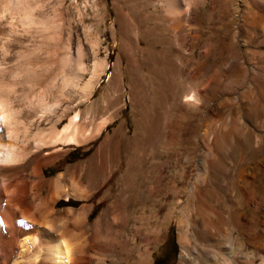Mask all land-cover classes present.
I'll return each instance as SVG.
<instances>
[{
  "label": "rangeland",
  "instance_id": "rangeland-1",
  "mask_svg": "<svg viewBox=\"0 0 264 264\" xmlns=\"http://www.w3.org/2000/svg\"><path fill=\"white\" fill-rule=\"evenodd\" d=\"M3 1L0 28L6 30L0 29V61L4 60L0 72L4 67L6 71L1 73H6H0V93L10 95L11 103L21 105L25 112L42 117L61 100L70 103L58 127L77 113V129L93 136L86 145L44 147V151L60 154L54 164L44 167L45 177L63 171L67 187L72 180L82 182L66 170L67 166L93 157L100 140L110 136L117 140L125 133L130 142L119 151L122 161L129 159L131 163L125 181L183 182L178 193L181 183L170 188L172 197L164 208L170 212L161 226L163 235L153 250L151 264L178 263V228L187 224L190 230L191 222L186 219L199 216L191 210L186 188L189 182H209L201 169L206 160L211 162L214 182L264 184V33L253 26L255 20L252 26L250 20L242 22L244 6L239 1L174 0L179 15L174 19L165 11V0ZM261 3L249 0L250 10L262 12ZM187 5L188 18L184 16ZM245 30L251 42L250 73L243 83L228 86L223 83L240 82L245 75L241 65L231 70L235 52L228 48L233 39L244 38ZM131 47L141 68L149 70L147 77L139 73L138 65L126 66V61H132ZM199 55H204L203 59H198ZM119 60L122 63L118 64ZM194 69H199L197 75L201 76L220 73L221 83L209 92L210 107L222 108L219 121L204 113V100L199 95L202 89L194 90V102L186 100L191 89L180 82ZM253 134L263 137L257 149L250 141ZM203 143L209 148L207 154ZM114 177L111 170L108 182ZM5 182L0 180V186ZM102 194L103 190L88 201L94 204L89 224L101 210L98 200ZM196 198L198 203V194ZM69 204L78 207L81 201L62 199L55 207ZM258 212L264 214V209ZM255 258V264L260 263L261 258ZM11 262L12 258L8 264Z\"/></svg>",
  "mask_w": 264,
  "mask_h": 264
},
{
  "label": "bare ground",
  "instance_id": "bare-ground-1",
  "mask_svg": "<svg viewBox=\"0 0 264 264\" xmlns=\"http://www.w3.org/2000/svg\"><path fill=\"white\" fill-rule=\"evenodd\" d=\"M169 1L165 0V11L170 18H177L175 1ZM237 1L244 6L239 15L242 22L250 20L252 26V20H255L253 26L261 34L264 33V0L258 5L262 12L251 11L249 0ZM4 9L7 10L6 7ZM188 10L187 5L184 9L187 18ZM228 48L235 52L231 58V70L241 65L245 75L240 82L228 80L223 84L236 87L250 73L249 31H244L242 40L233 39ZM135 52V48L131 47L132 61H126V66L138 65L139 73L147 77L149 70L141 68ZM203 57L199 55L198 59ZM186 59L196 61L194 57ZM3 61H0L1 64ZM119 63L122 61L119 60ZM198 71L194 69L186 81L180 82L191 89L186 100L194 102L197 99L194 90L202 89L199 95L204 100V113L215 116L219 121L222 108L219 105L210 107L209 92L221 83L220 73L216 71L201 76L197 75ZM12 99L10 95L0 93V180H6L0 186V264H8L11 258V264H151L153 250L163 235L161 226L169 216L170 211L165 212L164 208L172 197L170 188L181 183L176 189L178 193L183 190V182L168 185L167 182L125 181L124 177L131 170L129 159L122 161L119 156L120 146L130 142L125 133L117 140H113L112 136L100 140L93 157L67 166L66 170L72 176L84 182L72 180L67 187L63 171L46 178L44 167L54 164L60 154L44 151V147L61 149L59 144L86 145L93 137L92 133L88 131L91 134H86L85 130L77 129V113L62 128L58 127L71 107L70 103L61 100L50 111L45 110L49 113L42 117L36 112H25L21 105L12 104ZM94 131L99 130L95 128ZM262 138L253 134L250 137L252 146L257 149ZM204 148L207 154L209 148L205 144ZM203 164L201 169L209 182L203 181L199 185L189 182L186 188V196L191 198V210L194 209L199 216L189 215L186 219L191 222L190 230L187 224L178 228L181 249L177 264H255L256 256L261 258L258 264H264V227H259L260 223L264 224V214L258 212L259 208L264 209V184L214 182L210 173L211 162L206 160ZM111 170L115 174L112 183L108 182ZM101 190L103 194L98 200L101 210L89 224L94 204L88 201ZM197 194L198 203L195 202ZM28 196L29 201L26 200ZM72 198L80 200L81 204L74 207L71 202L61 209L55 207L59 200L71 201ZM201 217L205 219L201 220ZM23 226L28 228L23 231Z\"/></svg>",
  "mask_w": 264,
  "mask_h": 264
}]
</instances>
